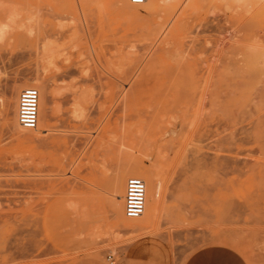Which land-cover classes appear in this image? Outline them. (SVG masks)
<instances>
[{
  "label": "rangeland",
  "instance_id": "obj_1",
  "mask_svg": "<svg viewBox=\"0 0 264 264\" xmlns=\"http://www.w3.org/2000/svg\"><path fill=\"white\" fill-rule=\"evenodd\" d=\"M107 254L264 264V0H0V264Z\"/></svg>",
  "mask_w": 264,
  "mask_h": 264
},
{
  "label": "built area",
  "instance_id": "obj_2",
  "mask_svg": "<svg viewBox=\"0 0 264 264\" xmlns=\"http://www.w3.org/2000/svg\"><path fill=\"white\" fill-rule=\"evenodd\" d=\"M146 0H129L133 5H141ZM39 92L34 87L23 88L18 95L17 120L19 126L24 130L36 127L38 117ZM145 182L137 177L130 176L125 181L123 196V212L125 217L136 219L143 213L145 207ZM106 260L109 264H124L115 255L107 254Z\"/></svg>",
  "mask_w": 264,
  "mask_h": 264
},
{
  "label": "bare ground",
  "instance_id": "obj_3",
  "mask_svg": "<svg viewBox=\"0 0 264 264\" xmlns=\"http://www.w3.org/2000/svg\"><path fill=\"white\" fill-rule=\"evenodd\" d=\"M40 104H42V101H40ZM40 106H43V105H40ZM41 113H42V107H41V109H39V111H38V117L41 115ZM51 113V112H50ZM37 117V118H38ZM16 129H19L20 128V126H19V124L18 125H16V127H15ZM32 130V129H31Z\"/></svg>",
  "mask_w": 264,
  "mask_h": 264
}]
</instances>
